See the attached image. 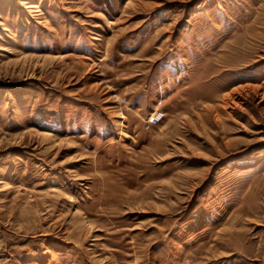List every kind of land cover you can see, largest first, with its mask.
<instances>
[{"label": "rangeland", "instance_id": "obj_1", "mask_svg": "<svg viewBox=\"0 0 264 264\" xmlns=\"http://www.w3.org/2000/svg\"><path fill=\"white\" fill-rule=\"evenodd\" d=\"M0 264H264V0H0Z\"/></svg>", "mask_w": 264, "mask_h": 264}, {"label": "built area", "instance_id": "obj_2", "mask_svg": "<svg viewBox=\"0 0 264 264\" xmlns=\"http://www.w3.org/2000/svg\"><path fill=\"white\" fill-rule=\"evenodd\" d=\"M164 117L165 112L160 109H156L154 113L149 117L148 122L150 126L157 125Z\"/></svg>", "mask_w": 264, "mask_h": 264}, {"label": "bare ground", "instance_id": "obj_3", "mask_svg": "<svg viewBox=\"0 0 264 264\" xmlns=\"http://www.w3.org/2000/svg\"><path fill=\"white\" fill-rule=\"evenodd\" d=\"M30 8H32V6H30Z\"/></svg>", "mask_w": 264, "mask_h": 264}]
</instances>
